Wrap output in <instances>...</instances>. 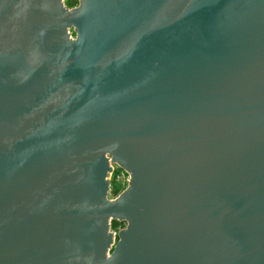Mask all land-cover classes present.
<instances>
[{"label":"water","instance_id":"95a60500","mask_svg":"<svg viewBox=\"0 0 264 264\" xmlns=\"http://www.w3.org/2000/svg\"><path fill=\"white\" fill-rule=\"evenodd\" d=\"M78 1L0 0V264H264V0Z\"/></svg>","mask_w":264,"mask_h":264},{"label":"rangeland","instance_id":"374dc122","mask_svg":"<svg viewBox=\"0 0 264 264\" xmlns=\"http://www.w3.org/2000/svg\"><path fill=\"white\" fill-rule=\"evenodd\" d=\"M64 5L68 9H73L79 6L78 0H64ZM71 33L74 36L73 30ZM110 183V190L108 194V198L110 200L117 199L129 186L130 176L123 170L118 167H115L114 173L109 175L108 177ZM126 226L120 222L113 221L111 223V230L119 231L125 229Z\"/></svg>","mask_w":264,"mask_h":264},{"label":"built area","instance_id":"2783aa9c","mask_svg":"<svg viewBox=\"0 0 264 264\" xmlns=\"http://www.w3.org/2000/svg\"><path fill=\"white\" fill-rule=\"evenodd\" d=\"M112 167H113V172L111 173V175L114 173L115 167H117V166H112ZM119 231H121V230H119ZM119 231H113V230H111V233L113 234V237H114L115 241H117V237H118Z\"/></svg>","mask_w":264,"mask_h":264}]
</instances>
